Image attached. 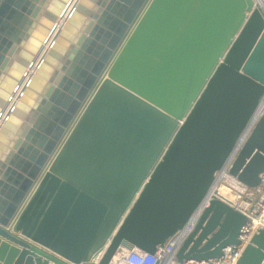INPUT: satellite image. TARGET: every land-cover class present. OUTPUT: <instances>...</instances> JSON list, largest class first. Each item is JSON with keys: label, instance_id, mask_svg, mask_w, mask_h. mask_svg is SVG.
<instances>
[{"label": "water", "instance_id": "1", "mask_svg": "<svg viewBox=\"0 0 264 264\" xmlns=\"http://www.w3.org/2000/svg\"><path fill=\"white\" fill-rule=\"evenodd\" d=\"M264 101V0H0V264H113L184 227ZM264 174V113L230 167ZM247 216L213 199L176 252ZM237 264H264V227Z\"/></svg>", "mask_w": 264, "mask_h": 264}, {"label": "built area", "instance_id": "2", "mask_svg": "<svg viewBox=\"0 0 264 264\" xmlns=\"http://www.w3.org/2000/svg\"><path fill=\"white\" fill-rule=\"evenodd\" d=\"M260 1L262 2V0ZM263 113L264 101L249 120L225 165L217 172L209 191L193 212L186 225L173 234L163 246H159L154 253L137 248L125 249L118 252L117 262H113V264H237L251 236L261 228L256 226L254 221L264 213V174H261V185L252 188L232 175L230 167ZM255 193L258 195V198L257 202L253 204ZM213 199H221L247 216V222L242 226L239 235L240 243L237 246L229 245L223 248V255L219 258L179 262L176 257L178 247L194 230L204 209L209 206Z\"/></svg>", "mask_w": 264, "mask_h": 264}, {"label": "bare ground", "instance_id": "3", "mask_svg": "<svg viewBox=\"0 0 264 264\" xmlns=\"http://www.w3.org/2000/svg\"><path fill=\"white\" fill-rule=\"evenodd\" d=\"M254 224L258 227H264V213L259 218L255 219ZM118 254L119 253H117L116 256L114 257V260H113L114 262H117Z\"/></svg>", "mask_w": 264, "mask_h": 264}, {"label": "rangeland", "instance_id": "4", "mask_svg": "<svg viewBox=\"0 0 264 264\" xmlns=\"http://www.w3.org/2000/svg\"><path fill=\"white\" fill-rule=\"evenodd\" d=\"M258 195L255 193L253 196V204L257 202Z\"/></svg>", "mask_w": 264, "mask_h": 264}]
</instances>
